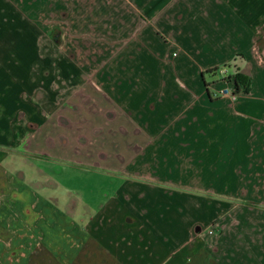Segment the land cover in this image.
I'll use <instances>...</instances> for the list:
<instances>
[{
  "label": "crops",
  "instance_id": "obj_1",
  "mask_svg": "<svg viewBox=\"0 0 264 264\" xmlns=\"http://www.w3.org/2000/svg\"><path fill=\"white\" fill-rule=\"evenodd\" d=\"M27 171L55 210L2 264H264V0H0V173Z\"/></svg>",
  "mask_w": 264,
  "mask_h": 264
},
{
  "label": "rangeland",
  "instance_id": "obj_2",
  "mask_svg": "<svg viewBox=\"0 0 264 264\" xmlns=\"http://www.w3.org/2000/svg\"><path fill=\"white\" fill-rule=\"evenodd\" d=\"M228 68L232 72L235 70L233 65L228 66ZM220 76L221 74H216L218 82H223L224 80L228 83L230 82V77L220 80ZM51 173L47 174L50 175ZM34 175L35 173L30 171H27V173L23 172L22 175L16 173V176L0 173V264L10 256V253L4 252L3 245L8 246V244L18 239L17 232H14L17 228L20 226L32 227L36 223L35 214L55 210L45 197L41 198L32 189L24 187L20 183L21 179L26 180L28 184L35 185ZM45 186L47 188H42V193L44 196H50V192H48L49 185L46 184L43 187ZM11 233L14 235L9 236Z\"/></svg>",
  "mask_w": 264,
  "mask_h": 264
},
{
  "label": "built area",
  "instance_id": "obj_3",
  "mask_svg": "<svg viewBox=\"0 0 264 264\" xmlns=\"http://www.w3.org/2000/svg\"><path fill=\"white\" fill-rule=\"evenodd\" d=\"M219 73L221 74V80L223 79H228L230 77V82H227V85L222 87L220 90L217 91V96L218 97H226L230 100H237L239 99L242 95H244L246 92L245 87L243 85H240L238 88L235 83V73L236 71H229L228 66L221 67L218 69L215 74ZM226 81V80H225ZM213 233V230L210 231Z\"/></svg>",
  "mask_w": 264,
  "mask_h": 264
},
{
  "label": "trees",
  "instance_id": "obj_4",
  "mask_svg": "<svg viewBox=\"0 0 264 264\" xmlns=\"http://www.w3.org/2000/svg\"><path fill=\"white\" fill-rule=\"evenodd\" d=\"M217 69H212L208 72H214L216 71ZM235 83H236V86L237 88L240 86V85H243L245 87V90L246 92L249 91V86H250V79L249 77H247L246 75H244L243 73L241 72H236L235 75Z\"/></svg>",
  "mask_w": 264,
  "mask_h": 264
}]
</instances>
